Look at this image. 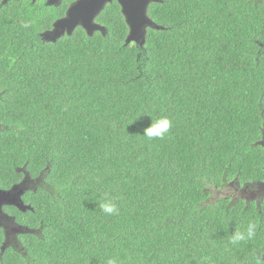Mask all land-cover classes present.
Listing matches in <instances>:
<instances>
[{"label": "trees", "instance_id": "16d2710c", "mask_svg": "<svg viewBox=\"0 0 264 264\" xmlns=\"http://www.w3.org/2000/svg\"><path fill=\"white\" fill-rule=\"evenodd\" d=\"M144 42L118 5L53 43L0 36V186L28 178L0 264H264V0H158ZM9 16V15H8ZM50 24L48 23L47 27ZM167 116L163 138L143 130ZM105 194L118 211L100 208ZM257 223L237 245L234 231Z\"/></svg>", "mask_w": 264, "mask_h": 264}, {"label": "flooded vegetation", "instance_id": "af4514ba", "mask_svg": "<svg viewBox=\"0 0 264 264\" xmlns=\"http://www.w3.org/2000/svg\"><path fill=\"white\" fill-rule=\"evenodd\" d=\"M76 1L77 0H0V36L4 35L5 39L10 42L11 33L14 31L19 33L22 29H24L22 25L24 23H28L29 27L25 28L26 42L28 44L44 45L45 43L56 42L57 39L70 35L77 28L83 29L78 23L70 33L67 32V28L63 30V33L57 30L55 31L54 24L66 16L67 9ZM113 1H115V3L118 5L119 11L122 13L121 6L116 0H110L109 2L106 1L100 11L94 17L93 23L104 27L97 21V16L103 10L106 4L112 3ZM48 23L50 25L47 27ZM84 31L86 33V30ZM105 31L106 29L104 27V32ZM95 32L101 33V31L94 30L91 35ZM261 144H264V139L262 140ZM258 183L262 182H256L254 186H256ZM16 185H12L10 187L8 186L7 188L0 186V192H10ZM24 192L25 190L20 191L19 194L17 193L14 198L3 197L0 199L3 201V203L0 204V211L5 214L9 221L13 224L11 225V230H18L16 232L17 234L21 232L19 228H21L22 225L18 224L14 220V215L9 212V209L23 210L25 206L27 207L21 197L22 193ZM263 195L264 194L261 196ZM0 229L6 240L8 228L5 225L3 226L1 221Z\"/></svg>", "mask_w": 264, "mask_h": 264}, {"label": "water", "instance_id": "95a60500", "mask_svg": "<svg viewBox=\"0 0 264 264\" xmlns=\"http://www.w3.org/2000/svg\"><path fill=\"white\" fill-rule=\"evenodd\" d=\"M106 1L109 2L110 0H77L67 9L66 16L54 24L55 28H60L62 30L60 31L61 33H63L64 28H67V32L70 33L76 24L79 23L88 35H91L94 30L103 33L104 27L93 23V19ZM116 1L121 6L122 14L128 26V34L125 42L129 43L133 41L142 44L144 42L145 27H159L146 15L147 5L150 2L158 0Z\"/></svg>", "mask_w": 264, "mask_h": 264}, {"label": "rangeland", "instance_id": "374dc122", "mask_svg": "<svg viewBox=\"0 0 264 264\" xmlns=\"http://www.w3.org/2000/svg\"><path fill=\"white\" fill-rule=\"evenodd\" d=\"M60 23V22H59ZM65 29V28H64ZM63 29V30H64ZM62 31L60 28H55V31ZM208 191H209V199L207 200L206 203H211L214 202L217 198L219 197H225L229 196L231 198H245V199H257L260 197L262 194H264V182L258 183L254 188H250L248 186L244 187H236L231 183L225 184L221 186L220 188L216 187L215 185H208ZM28 189V178H24V180L13 187V189L10 192L7 193H2L0 192V199L3 197L7 198H14L15 195L22 190ZM3 203L2 200H0V204ZM0 221L5 225L8 230H7V238H6V243H14L16 241V232L18 231L17 229L11 230V225H13L7 216L3 214L0 211ZM20 231H25L24 228H19Z\"/></svg>", "mask_w": 264, "mask_h": 264}, {"label": "clouds", "instance_id": "9594fccd", "mask_svg": "<svg viewBox=\"0 0 264 264\" xmlns=\"http://www.w3.org/2000/svg\"><path fill=\"white\" fill-rule=\"evenodd\" d=\"M22 26L27 28L29 27V24L24 23ZM170 127V119L167 116H161L157 119H151L149 126L143 130V135L149 139L163 138L165 134L168 133ZM99 206L102 211L107 214H115L118 211L114 200L108 197L107 194H105V197L100 202ZM257 227V223L249 222L244 231L236 230L233 232L229 237V243L237 245L242 241L251 240L256 235ZM106 264H117V260L115 258H109ZM256 264H261V259L259 257L257 258Z\"/></svg>", "mask_w": 264, "mask_h": 264}]
</instances>
